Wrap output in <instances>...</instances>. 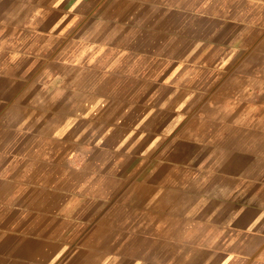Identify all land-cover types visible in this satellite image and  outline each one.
Masks as SVG:
<instances>
[{"label":"crops","instance_id":"0c3cea01","mask_svg":"<svg viewBox=\"0 0 264 264\" xmlns=\"http://www.w3.org/2000/svg\"><path fill=\"white\" fill-rule=\"evenodd\" d=\"M0 264H264V0H0Z\"/></svg>","mask_w":264,"mask_h":264}]
</instances>
